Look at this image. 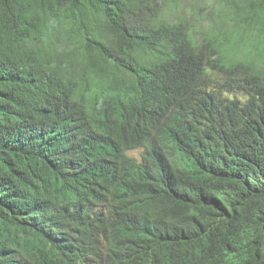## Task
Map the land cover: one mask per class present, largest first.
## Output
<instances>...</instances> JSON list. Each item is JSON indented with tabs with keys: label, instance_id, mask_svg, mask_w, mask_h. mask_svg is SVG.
<instances>
[{
	"label": "trees",
	"instance_id": "trees-1",
	"mask_svg": "<svg viewBox=\"0 0 264 264\" xmlns=\"http://www.w3.org/2000/svg\"><path fill=\"white\" fill-rule=\"evenodd\" d=\"M0 264H264V0H0Z\"/></svg>",
	"mask_w": 264,
	"mask_h": 264
},
{
	"label": "clouds",
	"instance_id": "clouds-1",
	"mask_svg": "<svg viewBox=\"0 0 264 264\" xmlns=\"http://www.w3.org/2000/svg\"><path fill=\"white\" fill-rule=\"evenodd\" d=\"M137 150H139V149H137ZM136 151V150H135ZM133 155H136V156H140V154H141V150H140V153L137 155V154H135V153H133V152H131Z\"/></svg>",
	"mask_w": 264,
	"mask_h": 264
},
{
	"label": "rangeland",
	"instance_id": "rangeland-1",
	"mask_svg": "<svg viewBox=\"0 0 264 264\" xmlns=\"http://www.w3.org/2000/svg\"><path fill=\"white\" fill-rule=\"evenodd\" d=\"M133 153L138 155L140 153V150L133 151Z\"/></svg>",
	"mask_w": 264,
	"mask_h": 264
},
{
	"label": "bare ground",
	"instance_id": "bare-ground-1",
	"mask_svg": "<svg viewBox=\"0 0 264 264\" xmlns=\"http://www.w3.org/2000/svg\"><path fill=\"white\" fill-rule=\"evenodd\" d=\"M172 253V252H171Z\"/></svg>",
	"mask_w": 264,
	"mask_h": 264
}]
</instances>
